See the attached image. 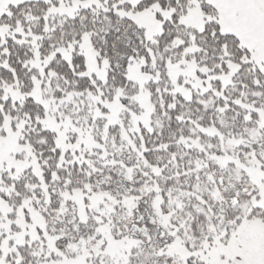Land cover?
<instances>
[{"label":"snow or ice","instance_id":"6c2138e0","mask_svg":"<svg viewBox=\"0 0 264 264\" xmlns=\"http://www.w3.org/2000/svg\"><path fill=\"white\" fill-rule=\"evenodd\" d=\"M0 264H264V0H0Z\"/></svg>","mask_w":264,"mask_h":264}]
</instances>
